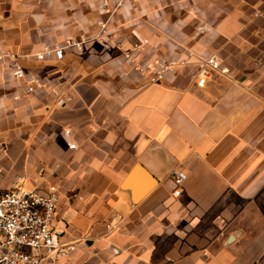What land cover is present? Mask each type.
Returning <instances> with one entry per match:
<instances>
[{"label":"crops","instance_id":"obj_1","mask_svg":"<svg viewBox=\"0 0 264 264\" xmlns=\"http://www.w3.org/2000/svg\"><path fill=\"white\" fill-rule=\"evenodd\" d=\"M139 1L151 7L130 35L149 42L135 55L150 59L156 40L228 72L198 86L189 63L149 83L91 46L97 0H0V46L39 80L24 94L0 63L3 184L56 186L52 225L76 246L58 264H264V0ZM171 13L184 27L175 43ZM69 38L82 49L35 56ZM174 168L186 173L179 195Z\"/></svg>","mask_w":264,"mask_h":264},{"label":"built area","instance_id":"obj_2","mask_svg":"<svg viewBox=\"0 0 264 264\" xmlns=\"http://www.w3.org/2000/svg\"><path fill=\"white\" fill-rule=\"evenodd\" d=\"M83 42L69 38L65 45L45 46L35 56L37 59L47 56L61 58L65 47L74 46L81 50ZM135 47H138V44H135ZM190 54L184 55L180 65L165 62L154 70H149L144 76L146 81L159 82L173 68L189 63L196 66L198 86H204L214 74L228 72V68L222 65L216 55L190 57ZM125 57L133 60L128 53ZM1 62L8 63L13 78L22 81L24 94L33 93L39 86L36 77L25 73L18 53L0 46ZM69 148H74V144H69ZM171 177L175 186L173 194L179 195L186 173L181 168H174L171 170ZM3 181L4 175L0 169V264H58L60 259L68 258L76 246L62 241V230L52 225L59 199L56 186L49 185L46 189L25 188L22 181H12L6 186ZM114 228L115 224L112 222L105 224L106 233H110Z\"/></svg>","mask_w":264,"mask_h":264},{"label":"rangeland","instance_id":"obj_3","mask_svg":"<svg viewBox=\"0 0 264 264\" xmlns=\"http://www.w3.org/2000/svg\"><path fill=\"white\" fill-rule=\"evenodd\" d=\"M97 1L101 12L99 17H97V12H91L92 23L89 38L91 46L96 50L104 49V52H107V56L110 55L112 57L113 55V58H120L123 56V58L131 66L132 70L139 73L140 75L145 76L146 72H149V70H154L165 62H175V64L180 65L179 63L187 53H191L190 57L192 55L198 56L194 50H187L185 48L179 47L177 49L175 48L174 51L172 50L170 52H163L160 50V46L157 45V41L155 40L152 46L155 50L150 53V59L142 60L138 55H135V52L139 51L141 53L145 49L149 39L146 36H142L138 40H133V36L131 37L130 35L131 25L140 21L146 24L148 11L150 10L151 5H147L146 2L143 1L133 4V2L136 0H105V2L104 0ZM162 6H164L163 3L156 4V10H161L160 17H162ZM165 10L172 11L175 9L174 7H170ZM171 14L173 16H169L165 19L171 22V27L168 29L170 30V34L169 36L166 35V37L170 40V42L175 43V40H178L181 35H184V27L181 26L180 29V25L177 26V23L179 22L178 19L174 17V13ZM160 17H158V19L162 24L164 19H161ZM193 25L194 24L192 23L190 26L193 27ZM175 31H177V33H175ZM155 38H157V40H162V36H155ZM123 43L129 45H123ZM135 44H138V47H135ZM127 53L130 55V57H132L133 60L125 57Z\"/></svg>","mask_w":264,"mask_h":264}]
</instances>
